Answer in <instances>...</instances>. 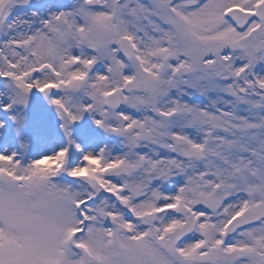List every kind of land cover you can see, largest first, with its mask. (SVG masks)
<instances>
[{
	"label": "snow or ice",
	"instance_id": "1",
	"mask_svg": "<svg viewBox=\"0 0 264 264\" xmlns=\"http://www.w3.org/2000/svg\"><path fill=\"white\" fill-rule=\"evenodd\" d=\"M0 264H264V0H0Z\"/></svg>",
	"mask_w": 264,
	"mask_h": 264
}]
</instances>
